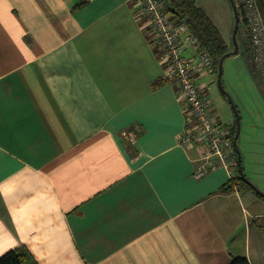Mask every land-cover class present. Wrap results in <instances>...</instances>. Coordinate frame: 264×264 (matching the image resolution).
<instances>
[{"label": "crops", "instance_id": "1", "mask_svg": "<svg viewBox=\"0 0 264 264\" xmlns=\"http://www.w3.org/2000/svg\"><path fill=\"white\" fill-rule=\"evenodd\" d=\"M144 23L134 0H0V257L264 264V198L225 191V168L197 176L202 145L180 143L185 101Z\"/></svg>", "mask_w": 264, "mask_h": 264}, {"label": "built area", "instance_id": "2", "mask_svg": "<svg viewBox=\"0 0 264 264\" xmlns=\"http://www.w3.org/2000/svg\"><path fill=\"white\" fill-rule=\"evenodd\" d=\"M241 12L242 43L247 50L248 64L264 84V18L258 0H234ZM138 18L154 35L160 53L163 80L175 82L185 101L188 127L180 138L184 147L200 144L202 155L198 177L211 170L225 168L235 173L237 154L233 148L231 129L211 114V102L203 95L202 74H215L210 54L184 23L172 19L162 0H134ZM191 50L193 55H187ZM264 88V86H263ZM233 173V174H234Z\"/></svg>", "mask_w": 264, "mask_h": 264}, {"label": "rangeland", "instance_id": "3", "mask_svg": "<svg viewBox=\"0 0 264 264\" xmlns=\"http://www.w3.org/2000/svg\"><path fill=\"white\" fill-rule=\"evenodd\" d=\"M196 3L210 17L220 30L223 39L233 50L235 48L233 36L236 17L232 0H196ZM242 24L241 18L237 38L241 46H244L239 35ZM243 52L242 49L240 54L225 60L223 87L241 118V134L238 146L243 158L245 175L248 181L264 194V157L261 158L260 156V153L264 151V139L259 142L257 138L259 135L258 125H261L260 121L264 122V91L262 90L264 84L254 75ZM200 83H210V90H214L218 94L220 103L226 102L227 105L225 103L224 105L231 109V114L235 117L230 100L221 95L218 75L205 73L204 79ZM209 96L216 105L212 93ZM257 115L261 117L260 121ZM223 123L227 124V122Z\"/></svg>", "mask_w": 264, "mask_h": 264}, {"label": "trees", "instance_id": "4", "mask_svg": "<svg viewBox=\"0 0 264 264\" xmlns=\"http://www.w3.org/2000/svg\"><path fill=\"white\" fill-rule=\"evenodd\" d=\"M162 1L165 3L166 12L172 15V19L180 24L181 23L186 24L189 31L193 33V35L198 39L202 48L210 54L216 67L215 73L217 74L220 60L225 55L234 52L235 48H233V50L230 49L229 45L223 39L220 30L213 23L210 17L205 13V11L197 5L196 0H162ZM258 4L264 18V0H258ZM241 15L242 14L240 12V17ZM239 47H240L239 54L243 49L244 50L243 54L247 56L248 52L245 49V47L241 46L240 43H239ZM162 82L164 83L166 81L162 79ZM223 96L227 98L225 95ZM231 132L233 138V148L235 149L234 142L237 134L236 123L233 125ZM241 164L243 171H245L243 166V161L241 162ZM235 187L236 188L245 187L248 190L255 192L254 185L250 182L248 183L245 182L241 178L238 154H237V166L235 168V173L232 175L230 182L226 184V186L224 187V190L228 192ZM259 197L263 198L260 195ZM30 260L31 257L25 250L17 249L10 251L7 254L0 257V264H28V261ZM230 264H251V263L245 257H234Z\"/></svg>", "mask_w": 264, "mask_h": 264}, {"label": "water", "instance_id": "5", "mask_svg": "<svg viewBox=\"0 0 264 264\" xmlns=\"http://www.w3.org/2000/svg\"><path fill=\"white\" fill-rule=\"evenodd\" d=\"M232 3H233V8H234V11H235V17H236V24H235V28H234V36H233V39H234V47H235V50L234 52L232 53H229L227 55H225L221 60H220V63H219V66H218V85H219V88H220V91L222 94H224L226 97H228V99L230 100V103L231 105L233 106V110L235 112V117H236V125H237V134H236V138H235V142H234V146H235V149L237 151V154L239 156V166H240V174H241V178L245 181V182H249L245 176V173L242 169V156H241V152H240V149H239V146H238V140H239V137H240V134H241V118L239 116V113L233 103V101L231 100V98L229 97V95L227 94V92L225 91L224 87H223V74H224V63H225V60L229 57H231L232 55H238L239 54V51H240V47H239V42H238V38H237V35L239 33V29H240V22H241V17H240V12H239V8L238 6L236 5L235 1L232 0ZM254 190L257 194H259L260 196H262L264 198V194L262 192H260L256 187H254Z\"/></svg>", "mask_w": 264, "mask_h": 264}]
</instances>
